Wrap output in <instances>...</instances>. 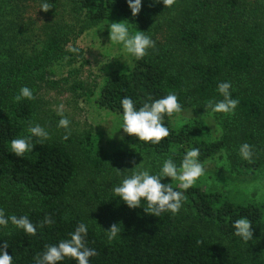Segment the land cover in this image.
<instances>
[{"label":"trees","instance_id":"1","mask_svg":"<svg viewBox=\"0 0 264 264\" xmlns=\"http://www.w3.org/2000/svg\"><path fill=\"white\" fill-rule=\"evenodd\" d=\"M43 2L54 7L59 0L35 1L36 7L40 8ZM75 2L91 25L126 22L130 34L142 31L149 36L151 33V22L143 7L133 17L127 0ZM153 3L157 9L166 8L162 0L159 3L153 0ZM0 4L7 14L14 16L9 31L20 28L23 11L29 8L25 0H0ZM3 8L0 9V22L6 26L7 15L3 14ZM187 11L188 16L177 39L183 48L200 53V59L188 67L192 77L164 65L161 62L163 56L147 53L143 59L133 57L130 67L108 74L102 82L97 103L118 116L121 130L122 100L125 97L131 98L139 110L148 97L155 101L175 93L184 111L209 100H222L218 92L220 82L231 83L229 91L233 99L239 100L235 112L240 119L256 124L264 117V97L258 83L248 84L254 75L259 83L264 82V8L247 13L241 0H195L193 6L188 5ZM26 24L22 23V28ZM206 24L213 30L206 33ZM56 32L51 29L50 38L41 52L27 60L19 56L16 62L11 61L14 55L17 56L13 52L26 51L15 50L8 29H0V51L4 52L0 53V180L25 193L29 200L9 209L5 218L27 215L37 229L35 235H28L9 220L6 227L0 226V250L6 242L13 264H36L37 255L42 256L46 246L69 240L83 222L88 226L84 237L86 246L97 253L89 258V264H264V157L255 156V132L244 134L253 150L251 161L239 155V147L233 144L230 129L215 141L202 138L194 129H177L173 121L180 112L164 115L163 123L170 135L159 144L140 141L122 130L126 149L109 153L102 144L101 135L89 134L81 139V158L89 170L97 174L105 172L114 159L147 156L161 163L149 172L157 175L165 160L171 158L179 168L186 152L197 148L200 163L225 150L234 167L250 171L256 178V183L244 187V190L230 188V182H221L217 178H208L205 188L193 184L184 190L178 187V181L164 178L162 183H173L174 188L183 193L182 206L185 209L181 208L175 215L165 211L155 217L145 212L147 202L144 200L135 209L129 208L125 202L120 208L104 205L109 214L106 218L108 230L113 223L120 225V233L111 242L107 234L91 225L67 198L79 170L77 157L68 148V143L45 140L41 144L39 138L33 137V151L25 153L22 158L11 152V140L27 137L29 122L34 124L37 95L42 87L40 83L45 80V72L50 68L49 63L67 56L64 55V46L68 39H63L65 35L57 36ZM67 60L72 62L73 58ZM25 86L33 91L35 99L14 102L13 98ZM235 196L238 199L235 200ZM46 216H50L54 223L40 227ZM239 218L251 221L253 239L247 243L238 242L240 237L235 235L233 223ZM210 225L232 236L235 246L238 245L237 250L224 247L206 235L202 227ZM241 244H245V251L238 250ZM57 264L79 262L66 257Z\"/></svg>","mask_w":264,"mask_h":264},{"label":"rangeland","instance_id":"2","mask_svg":"<svg viewBox=\"0 0 264 264\" xmlns=\"http://www.w3.org/2000/svg\"><path fill=\"white\" fill-rule=\"evenodd\" d=\"M35 1L41 0H25L29 8L23 11L22 18V23L34 22V24H26V27L22 28L21 23L20 28L11 31L9 28L12 27L11 19L14 16L7 14L0 4L3 14L7 15V25L0 22V29L4 31L8 29L10 42L14 43L15 50L26 51L13 52V55L17 54V56L14 55L11 61L16 62L19 56L27 60L41 52L50 38L51 29L58 32H56L57 36L65 35L63 39H68V43L64 46V55L73 60L70 62L60 59L49 63L51 65L45 72V80L40 83L42 87L40 94L37 95L33 123L39 124L48 131L50 138L47 140H59L69 144L68 148L76 155L79 162V170L67 198L74 205V209L91 225L106 233L105 230H108L106 218L109 214L106 213L104 205L120 208L124 204L122 198L115 197L112 188L119 186L125 177L131 175L129 171L134 167L131 161L135 160L137 166L143 163V170L149 172L161 165L160 162L147 156H126L114 159L105 172L97 174L89 170L81 158L80 141L89 134L101 135L102 144L109 153L126 149L127 143H124L118 116L101 107L97 103V98L106 76L124 67H130L134 56L128 54L122 44H111L110 25L106 23L91 25L86 22L83 11L75 0H59L58 4L48 12L42 11L41 7L37 8ZM241 1L247 13L253 9L264 8V0ZM194 2L195 0H175L170 8L157 9L153 0H142V7L152 26L149 37L156 45L155 49L150 48L147 53L163 56L161 62L164 65L186 72L187 77H192L188 67L192 62L200 59V53L197 50L183 48L178 42L177 35L188 16V5L193 6ZM5 7L11 8L9 5ZM204 21L206 23L207 19L204 18ZM211 30L213 28L206 24V33ZM68 45L78 47L79 53L67 51ZM0 53L4 52L0 51ZM254 83H258L257 87L264 97V82L259 83L254 75L248 84L251 86ZM206 103L180 112L174 118V126L177 129L187 127L189 130H197L202 138L209 141L219 140L225 135V131L230 129L232 142L239 148L247 143L244 134L255 132L257 136L255 156L264 157V117L256 124H248L237 116L235 110L233 114L211 113V110H208L209 115L202 119L206 114ZM60 104L64 105V117L70 121L71 136L68 140L63 139L66 134L65 129L58 127L61 117L57 114V110ZM201 164L205 169L204 174L194 184L202 188H205L208 178H217L221 182L225 180L230 182V188L240 187L242 190L256 183V178L250 174V171L232 165L225 150ZM116 169L121 172L118 173ZM27 202L29 200L25 193H20L0 180V209L6 213L9 209ZM181 208L185 209L183 206ZM202 230L224 247L237 250L238 245L235 246L234 238L224 234L218 227L210 225L202 227ZM241 241L243 240L239 238L238 242ZM238 250L245 251V244H241Z\"/></svg>","mask_w":264,"mask_h":264},{"label":"clouds","instance_id":"3","mask_svg":"<svg viewBox=\"0 0 264 264\" xmlns=\"http://www.w3.org/2000/svg\"><path fill=\"white\" fill-rule=\"evenodd\" d=\"M157 3L161 0H156ZM133 17L137 16L142 8V0H127ZM166 8H170L175 0H162ZM53 6L47 2L41 4V10L48 12ZM109 38L111 44H122L124 50L134 56L136 59H143L147 55V50L155 49V42L145 32L136 31L130 34L126 22L110 23ZM67 51L79 53L78 47L72 45L67 46ZM68 57H65L67 60ZM232 85L230 82L218 83V92L223 97L222 100H209L206 105V114L202 116L204 119L211 113L233 114L239 104V100L233 99L230 93ZM14 102L19 103L23 99L34 100L33 91L28 87H22L19 93L13 98ZM123 108V124L122 130L134 137H138L140 141L159 144L163 139L170 135L169 129L163 123V117L172 116L174 113L182 111V106L178 102V97L175 93H169L165 97L152 100L148 97L139 110H136L131 98L125 97L122 100ZM57 114L61 117L58 127L65 129L66 134L64 140L69 139L71 130L69 128L70 121L64 117V105L58 106ZM99 126V125H98ZM27 131L29 135L23 138H15L11 140V152L17 157L22 158L25 153L33 151L32 139L39 138V142L50 138L46 131L39 124L29 122ZM200 155L199 149L192 148L186 152L179 166L173 162L171 158L164 161L159 174L152 175L147 170H143V163L136 165L133 160V169L130 176L125 177L119 186H114L112 192L115 197H120L129 208H139L141 201L147 202V207L144 208L147 214L159 217L163 212L168 211L173 215L178 214L184 195L181 191L174 188L173 183L164 184V178H171L172 181H178L179 188L187 190L193 186L195 181L204 174V166L198 161ZM239 155L242 159L251 161L253 156L252 147L244 143L239 148ZM118 173L121 171L116 169ZM11 221L12 225L23 229L28 235L36 234V226L29 220L27 215L17 217L11 215L5 218V212L0 209V226H7ZM54 223L50 216H46L40 227L51 225ZM233 228L235 235L240 237L245 243L253 239V230L251 221L247 218H239L234 221ZM88 226L81 222L71 234L69 240H63L58 245L46 246V251L41 255H37L36 264H57L58 261L66 257L74 258L79 264H89V258L97 255L94 249L86 246L84 237L87 235ZM109 242L115 239L120 233V225L113 223L109 230H105ZM8 245L3 244V250H0V264H13V258L7 252Z\"/></svg>","mask_w":264,"mask_h":264}]
</instances>
